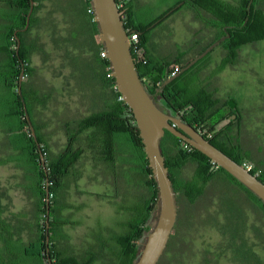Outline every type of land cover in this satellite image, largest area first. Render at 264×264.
Instances as JSON below:
<instances>
[{"label":"trees","instance_id":"obj_1","mask_svg":"<svg viewBox=\"0 0 264 264\" xmlns=\"http://www.w3.org/2000/svg\"><path fill=\"white\" fill-rule=\"evenodd\" d=\"M43 1L0 0V85L6 91L1 94L4 100L0 103V110L9 119V125L5 130L8 144L20 150V155L26 158L29 172L33 174V183L26 187V191L33 189L39 201L38 254L41 255L44 264H132L142 247L140 241L146 239L155 224L153 219L159 207L158 186L149 166L139 128L131 108L123 99H119L121 93L117 89L114 77L108 76L111 71L110 62L107 57L101 56L104 45L98 41L95 59L101 67L104 84L113 93V102L108 111L82 117L74 122L61 113L60 127L67 135V143L58 153L48 156L50 145L42 131L43 125L34 119V110L38 105L46 107L49 101L55 98L56 88L42 76L40 83L36 82L34 77L37 70L30 65L33 54H38L44 62L49 57L41 35L42 23L45 28L46 18L41 19L38 15ZM83 1L88 12L90 0ZM132 1L130 0V9L124 0H118V4L124 2V7L120 10L128 31L136 30L139 33V44L144 49L146 62L144 60L137 62V67L146 88L152 94L166 78L186 65L197 52L203 51L224 35L225 27L231 36L222 42L228 50V56L222 62L221 68L228 64L235 65L239 51L244 45L264 39V9L259 7V3L264 0H176L175 4L157 18L136 24L131 21L135 15L132 12ZM134 1L138 4L141 2ZM51 2L57 7L60 0ZM182 6L193 9L197 20L216 31L215 36L209 43L200 45L190 57H186L188 52L192 53L189 50L185 52L174 50L168 56L153 57L146 49L153 29L162 23L167 12L174 8L176 11ZM89 16L93 21V15L89 13ZM158 19L161 21L152 27ZM93 24L95 33L99 35L96 21H93ZM70 56H74L75 61L83 58L82 53ZM70 56L68 54V57ZM180 78L181 76L166 85L163 93L168 107L173 112L189 109L183 117L190 123L196 121L191 108L197 109L198 116L202 121H206V126L210 127L211 131L215 132L217 124L227 117L223 115L224 110L231 106L237 107L239 104L238 99L233 96L219 98L212 92L204 90L196 93L191 78L187 79L183 86L180 85ZM89 127H96L98 136L104 135L99 141L103 143L102 146L93 147V150L97 156L105 155L101 158L107 162L113 183L117 184L118 190L122 180H126L123 173L126 171L123 170L130 168V176L135 179V175H139L140 183L147 187L149 195L146 198L142 197L141 205L134 208L135 218L127 223L125 233L118 235L113 242L108 240L100 243L99 248L93 245L87 247L86 251H83L84 257L79 258L73 255L71 250L59 245L62 237H57V233L52 235V225L56 228L69 223L68 219L61 216L63 201L57 199V196L68 187L66 179L70 177L75 164L84 153V148L78 143L81 133ZM106 135L111 138H105ZM112 136L118 137L117 140ZM228 138L225 129L221 128L215 137L209 139L239 163L245 160L253 161L252 152L247 148H241L238 141L231 147L233 150H229ZM130 146L135 158L132 161ZM161 148L176 191L178 218L165 252L157 264H162L170 250H175L173 246L180 225L191 219L203 221V210L200 207L202 200H207L208 204L216 202L218 208L224 212L221 226L227 234L228 245L233 248L238 264H264V201L206 154L191 146H184L181 138L169 131H166L161 141ZM190 163L195 164L194 173L192 176H186L183 170ZM255 166L263 170L260 179L264 181V162H258ZM215 197L217 201L214 200ZM48 217L51 228L47 232ZM4 231L11 235L8 228H4ZM47 233L50 234L48 242ZM105 247L107 251H104ZM19 262L18 258L14 264Z\"/></svg>","mask_w":264,"mask_h":264},{"label":"rangeland","instance_id":"obj_2","mask_svg":"<svg viewBox=\"0 0 264 264\" xmlns=\"http://www.w3.org/2000/svg\"><path fill=\"white\" fill-rule=\"evenodd\" d=\"M175 2L176 0H146V3L136 10L133 19L137 23L151 21ZM259 7L264 9V1L259 3ZM195 15L193 9L182 6L176 11L172 10L162 20L163 24L158 29L169 28L173 32L172 36L174 39L176 38L175 42H178V46L183 44L186 49L192 52L191 55L198 50L200 45L209 43L216 34L212 27H206L202 21L197 20ZM220 50H222V47L219 46L210 56L215 58L214 55ZM200 61L203 62L201 59ZM30 65L37 70L34 77L36 82L40 83V76H42L46 78L49 84H54L63 90L61 76L64 74V68L59 66L54 68L46 65L38 54H33ZM209 72L207 80L213 72L216 73L210 79L213 81L208 80L206 83L210 90L216 91L215 95L217 97H236L240 105L245 107L246 124L243 138L245 148L252 152V162L254 164L264 162V39L246 44L239 51V57L235 65H228L222 69L218 68L217 64H213ZM201 84L203 82L196 84L194 92L200 91ZM4 92H6L5 89L0 85V103L4 100L1 95ZM62 95L63 92L61 91L59 101L53 98L46 107L38 105L34 110V119L38 124L43 125L42 131L46 134L50 145L48 156L58 153L67 142L65 133L60 127L61 119L59 115L62 111L61 104L64 102ZM8 120L0 110V203L8 202L13 208L19 210L26 208L29 203L32 206L34 204L38 205L39 201H37V195L34 194L33 189L26 191V187L33 183V174L29 172L26 158L20 155V150L8 144L5 131L9 125ZM5 159L10 160L5 161ZM132 160H135V158L133 149L130 146V161ZM90 165L91 163L85 162L84 164L81 162L79 168L82 171V177L77 180L73 179V176L68 177L66 179L69 186L68 190H63L57 196L60 201L71 202L80 207L81 211L63 210L62 214L64 216L62 218L71 214L68 220L71 224L59 225L55 230L59 235L62 231L68 229L72 238L75 231L78 230L75 235L76 239L80 238V240L76 244L79 248L82 244L83 248L81 249L84 251L91 245L99 248L101 237L108 239L125 233L127 226H123V222H129L135 218L134 208L141 205L142 197L146 198L149 195L147 187L142 186L140 183V176L135 175V179L130 176V168L128 170L122 168L123 171H126H122L126 180H122L123 182L120 183V189L118 190L116 183L105 188L100 183L93 182L91 172L87 174L86 171V167ZM194 168L195 164H188L184 168L183 174L192 176ZM106 174L104 168L103 172L99 173L101 178ZM6 191L9 192V197ZM80 191L82 193H79ZM97 193L103 195L99 196ZM214 200L217 201V197ZM207 206L208 208H206ZM186 207L185 204L184 208L186 209ZM200 207L203 210V221L199 222L191 219L180 225L177 240L173 246L175 250L168 252L162 264H238L233 248L228 245L227 234L221 226L224 212L218 208L216 202L208 204L207 200H202ZM184 212H187V210H184ZM156 217L157 214L153 219L154 222ZM76 218L79 221L81 220V223L78 224ZM42 221L44 222V219ZM59 245L71 250L69 242H61Z\"/></svg>","mask_w":264,"mask_h":264},{"label":"crops","instance_id":"obj_3","mask_svg":"<svg viewBox=\"0 0 264 264\" xmlns=\"http://www.w3.org/2000/svg\"><path fill=\"white\" fill-rule=\"evenodd\" d=\"M124 2L129 8L130 0H124ZM144 3H146V0H141L140 4L134 0L131 2L133 15ZM38 15L41 19L46 18L45 28L42 23L41 35L42 41L46 43V50L49 52V57L46 62L41 60L50 67L55 68L59 66L64 68V74L61 76L63 90L52 84L56 88L54 99H58L60 92H63L64 102L61 104V113L67 115L69 120L74 122L82 117L98 115L108 111L114 97L111 90L104 84L101 67L95 59V48H97V42L100 41V36L95 33L94 24L87 12L85 2L83 0H60L59 5L54 7V3L51 0H44L39 8ZM131 21L134 24L137 23L133 18ZM157 23H153L154 25L152 27ZM159 26L153 29L150 40L146 44V49L149 54L159 58L160 56H168L174 50L176 52H185L188 50L183 44L182 46H178L179 44L177 41L175 42L176 38H173V32L169 28H161V30H158ZM80 53H82L83 57L81 60L75 61L73 60L74 56H70L73 54L78 56ZM68 54L70 57H68ZM191 54L188 52L186 57L191 56ZM97 131L96 127H89L81 133L78 144L84 148V153L75 164L70 177L73 176L75 180L81 178L82 171L79 165L81 162L84 164L88 162L91 165L86 167L87 174L91 172L93 182L100 183V185L107 188V186H113V177L107 167V162L101 158V156L105 157V155L100 154V156H97L93 150V147H101L103 144L99 141L104 138V135L98 136ZM65 136L67 139L66 134ZM112 137L117 140V137ZM105 138L108 139L111 137L106 135ZM103 168L107 174L105 176L102 175L103 177L101 178L99 173L101 174L103 172ZM79 193H82V191ZM6 194L8 197L10 196L7 191ZM97 195L102 196L103 194L97 193ZM62 203L61 216H64L62 211L66 209L81 211L80 207L71 202L67 203L64 201ZM49 213L50 208H48ZM70 216L71 214L66 216L65 219L69 220ZM49 220L50 218L48 217V231L51 228ZM76 221L78 224L81 223L79 219ZM127 223L124 221L123 226H126ZM67 224L71 223L69 222ZM4 228H8L11 235H8L4 231ZM69 232L67 229L61 232L62 235H58L55 230V225H52V235L54 236L57 233V237H62L61 242H69L71 244L70 252L73 255L79 258L84 257L82 256L84 251L81 249L83 248L82 244L80 248L77 245L80 238L77 240L75 233L72 238ZM118 235L108 239L101 237V244L108 240L113 242V239L117 238ZM39 239L40 220L38 206L36 204L32 206L29 203L26 208L17 210L12 205H9L8 202L4 204L0 203V264H14L16 260L18 261V258L20 262L17 264H44L41 255L38 254ZM107 250V247H105L104 251ZM31 252H34V254Z\"/></svg>","mask_w":264,"mask_h":264},{"label":"water","instance_id":"obj_4","mask_svg":"<svg viewBox=\"0 0 264 264\" xmlns=\"http://www.w3.org/2000/svg\"><path fill=\"white\" fill-rule=\"evenodd\" d=\"M91 4L94 8L100 41L107 52L117 89L135 117L149 166L158 186L159 207L156 221L146 239L143 242L140 241L142 247L132 264H157L165 252L178 218L176 191L161 148V141L166 131L184 139L194 148L206 154L214 163L227 170L263 201L264 181L247 170L242 163H239L213 144L192 124L186 123L181 117L165 111L157 102L155 94L150 93L139 74L137 61L129 42V31L118 0H91ZM172 10L167 12L165 16ZM160 20L158 19L155 23ZM228 36H230L229 33ZM223 39L224 37H221L212 43L204 52L192 59L178 72L166 78L157 89V92L191 67ZM48 241L49 233H47Z\"/></svg>","mask_w":264,"mask_h":264},{"label":"flooded vegetation","instance_id":"obj_5","mask_svg":"<svg viewBox=\"0 0 264 264\" xmlns=\"http://www.w3.org/2000/svg\"><path fill=\"white\" fill-rule=\"evenodd\" d=\"M226 29V33L224 35H222L221 37H224V39L222 41L219 42V44H217L214 48H212L210 51H208L206 54H204L202 57L199 58L198 61H196L191 67L190 70L189 68L186 69L188 70L186 72V70L184 72H182L179 76H181V78L179 79V82H180V85L183 86L186 82L187 79L191 78V81H193V86L196 87V84L200 83V82H203V84H201L200 86V90H204V91H209V92H212L214 95L216 93V91L214 90H210L208 88V84L206 83V81L212 79L215 74L213 72V74L210 76V78L207 80L206 78L209 76V70L210 68L212 67L213 64H217V67L218 68H221L222 66V62L226 59V57L228 56V50L225 49L224 45H222V42L224 40H226L227 38H229L231 36L230 32L228 31V28L225 27ZM228 33L230 34V36H228ZM219 37V39L221 38ZM218 39V40H219ZM217 41V40H216ZM214 43V42H213ZM212 44V43H211ZM210 44V45H211ZM209 45V46H210ZM209 46H207L206 48H208ZM222 47V50H220L217 54H215V58H212L210 56L211 53H213V51H215L218 47ZM245 46V45H244ZM243 46V47H244ZM242 47V48H243ZM206 48L203 50V51H200V52H197L192 59H194L196 56H198L199 54H201L202 52H204L206 50ZM241 48V49H242ZM191 59V60H192ZM200 59L203 61L201 62ZM190 60V61H191ZM189 61V62H190ZM201 63H200V62ZM188 62V63H189ZM229 66H233L231 64H228ZM226 65V66H228ZM185 66V65H184ZM183 66V67H184ZM225 66V67H226ZM225 67H223L222 69H224ZM182 68V67H181ZM180 68V69H181ZM179 69V70H180ZM179 70L175 71L174 73L178 72ZM173 74V73H172ZM171 74V75H172ZM170 75V76H171ZM177 76V77H179ZM176 77V78H177ZM175 78V79H176ZM210 81H213V80H210ZM172 82V81H171ZM161 86V85H160ZM159 86V87H160ZM165 88V87H164ZM164 88L160 89V91L153 93L155 94L156 96V100L157 102L162 106V108L167 111V112H170L171 114L175 115V116H179L181 117L186 123H190L189 121H186L185 118L183 117L186 112L189 110L187 108H184V109H181L179 110L178 112H173L169 107H168V103H167V100L165 99L164 97ZM217 97V95H215ZM239 102V101H238ZM244 108L245 107H242L240 105V103L238 104V106H231V107H227L224 112H223V115H226L227 117L222 119V121H220L218 124H217V130L215 132L211 131L210 130V127L206 126V121H202V118L200 116H198V111L197 109L194 110V108H191L193 109V113L195 114V119L196 121L193 122V123H190L192 124L202 135H204L207 139L209 138H213L216 136L217 132L221 129V128H224L225 131L227 132L228 134V140L227 141V148L229 150H233L231 147L235 146L237 141L238 143L240 144V146H242L241 148H245V143H244V132H245V129H244V126L246 124V118H245V115H244ZM221 124H223L222 126H220ZM171 133V132H170ZM176 136V135H175ZM178 137V136H177ZM180 138V137H179ZM182 144L184 146H187V147H193L192 145H190L189 143H187L184 139H182ZM210 140V139H209ZM231 145V146H230ZM194 148V147H193ZM196 149V148H195ZM198 150V149H197ZM247 163H250L252 164V167L250 169H247L249 171H254L252 172L253 174H255L257 177L260 178V176L263 174V170L261 168H256L255 164L253 162H250V161H247L245 160L242 164L245 166V164ZM242 183V182H241ZM243 184V183H242ZM244 185V184H243ZM247 187V186H246ZM248 188V187H247ZM252 191V190H251ZM260 198V197H259Z\"/></svg>","mask_w":264,"mask_h":264},{"label":"built area","instance_id":"obj_6","mask_svg":"<svg viewBox=\"0 0 264 264\" xmlns=\"http://www.w3.org/2000/svg\"><path fill=\"white\" fill-rule=\"evenodd\" d=\"M119 7L123 8L124 7V2H121L119 4ZM88 12L93 15V21H95L94 8H93V6L91 4V0H90V5L88 6ZM129 42H130L131 50H132V52H133V54L135 56L136 61L139 62V61H143L144 60V62H146L144 49L139 44V33L136 30H131L129 32ZM101 56L107 57V52H106L105 48L102 50ZM110 69H111V66H110ZM108 76L114 77L112 69L108 73ZM119 99H123L124 100L122 95H120ZM245 167L247 169H250L252 167V164L247 163V164H245Z\"/></svg>","mask_w":264,"mask_h":264}]
</instances>
